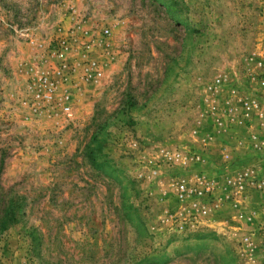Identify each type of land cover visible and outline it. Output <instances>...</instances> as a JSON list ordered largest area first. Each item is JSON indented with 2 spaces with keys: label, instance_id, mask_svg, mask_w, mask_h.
<instances>
[{
  "label": "rangeland",
  "instance_id": "obj_1",
  "mask_svg": "<svg viewBox=\"0 0 264 264\" xmlns=\"http://www.w3.org/2000/svg\"><path fill=\"white\" fill-rule=\"evenodd\" d=\"M79 25L103 77L33 116ZM263 52L264 0H0V264H264Z\"/></svg>",
  "mask_w": 264,
  "mask_h": 264
},
{
  "label": "built area",
  "instance_id": "obj_2",
  "mask_svg": "<svg viewBox=\"0 0 264 264\" xmlns=\"http://www.w3.org/2000/svg\"><path fill=\"white\" fill-rule=\"evenodd\" d=\"M77 27L52 40L48 55L50 67L31 79L30 98L25 101V104L28 105L29 112L33 116L51 115L57 111L73 116L72 94L68 85L97 82L104 75V66L100 61L91 59L89 55L90 52H94L95 46L91 43L97 41L96 39L99 36L96 34L98 33L84 31L83 25ZM79 31L82 32V38L77 37ZM111 33L110 28L106 27L103 29L102 35L110 39ZM83 37L86 39L84 40ZM99 42H103L102 38ZM77 45L81 51H75ZM72 51H75L79 57L70 55L73 53ZM50 58L52 61H50ZM258 65L263 72L261 82L264 85V52L258 58ZM177 190L179 197L184 199L190 193L186 181L179 183Z\"/></svg>",
  "mask_w": 264,
  "mask_h": 264
},
{
  "label": "trees",
  "instance_id": "obj_3",
  "mask_svg": "<svg viewBox=\"0 0 264 264\" xmlns=\"http://www.w3.org/2000/svg\"><path fill=\"white\" fill-rule=\"evenodd\" d=\"M90 157H92V160L96 162L95 151H94L93 148L91 149ZM6 215L9 216V215H10V212H7ZM6 225H7V223H2L1 226H2V228L4 229V228L6 227Z\"/></svg>",
  "mask_w": 264,
  "mask_h": 264
},
{
  "label": "crops",
  "instance_id": "obj_4",
  "mask_svg": "<svg viewBox=\"0 0 264 264\" xmlns=\"http://www.w3.org/2000/svg\"><path fill=\"white\" fill-rule=\"evenodd\" d=\"M261 210H262L263 212H262ZM258 211H259V212H258L259 216H260V217H264V215H263V214H264V207H262V208L259 209Z\"/></svg>",
  "mask_w": 264,
  "mask_h": 264
}]
</instances>
